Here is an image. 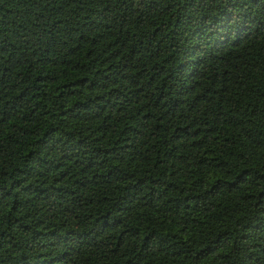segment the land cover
<instances>
[{
  "label": "trees",
  "instance_id": "1",
  "mask_svg": "<svg viewBox=\"0 0 264 264\" xmlns=\"http://www.w3.org/2000/svg\"><path fill=\"white\" fill-rule=\"evenodd\" d=\"M0 264H264V0H0Z\"/></svg>",
  "mask_w": 264,
  "mask_h": 264
}]
</instances>
